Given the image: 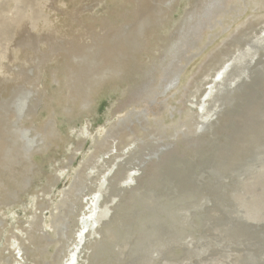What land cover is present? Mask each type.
<instances>
[{
  "label": "rangeland",
  "instance_id": "374dc122",
  "mask_svg": "<svg viewBox=\"0 0 264 264\" xmlns=\"http://www.w3.org/2000/svg\"><path fill=\"white\" fill-rule=\"evenodd\" d=\"M25 1L0 0V264H17L20 254L26 264L64 261L96 178L115 161L123 171L110 178V213L82 263L264 264V48L236 80L241 89L215 100L199 126L209 81L264 37V0ZM193 6L195 34L114 113ZM174 74L180 80L167 88ZM23 104L32 112L18 119ZM113 130L115 152L93 148ZM26 131L45 138L27 162ZM79 170L89 175L88 195L60 215L69 211L62 221L73 235L45 246L51 241L37 230L42 243L23 242L19 254L11 235L26 233L34 214L52 235L50 211ZM130 170L136 179L125 184Z\"/></svg>",
  "mask_w": 264,
  "mask_h": 264
},
{
  "label": "bare ground",
  "instance_id": "6f19581e",
  "mask_svg": "<svg viewBox=\"0 0 264 264\" xmlns=\"http://www.w3.org/2000/svg\"><path fill=\"white\" fill-rule=\"evenodd\" d=\"M200 2L201 1L198 0L197 2L194 3L197 6ZM196 6H193L194 8L189 9L188 12H186V14L184 15V17L180 20L179 25L174 29L175 31H173L175 35L171 33L170 37L173 35L172 37H174L173 38L174 40L166 39L167 43L166 45H163L161 47V53L159 57L157 59L152 60L151 62L152 66L150 65V67L145 70L146 76H143L144 79L143 84L140 87H137L133 92H131V94L127 99L120 101V104L116 107L117 109L114 113L122 112V110H124L125 107L128 106L131 102H135L136 100H138L142 96L143 92H145L148 89L152 79L153 78L155 79V76L153 74L157 71L156 69L157 66L161 65L162 63L164 65V63L169 60L170 55H172L175 51H177L179 48L182 47L183 40L189 34L190 35L195 34L197 29L194 26V22L198 20V18L196 19V14H198L197 12L198 7ZM131 46L134 49L138 48L137 43L135 44L131 43ZM246 46L247 49H245L243 54L249 56V62L247 64H245L242 68L239 67L238 69L237 66L243 64L244 57L246 55L242 57L233 58L230 61L229 65L225 63L221 67V69H219L216 72V75L213 76L212 79L209 81L208 83L209 88L205 89L204 92V94L206 93V91L208 92L207 98L205 101L200 102L201 104H199V110L201 113L199 115V119L202 121L199 123V126L202 127V130L205 129L206 126L205 121H207L208 119L210 120V117L214 116L211 115L213 112L211 108L214 107L213 102L216 100L217 103H222V100L219 101V99L222 98L221 97L222 95L226 94L227 96H229L231 93H234L241 89L242 85L236 84L237 82L236 80H238L242 75H245V72H247V70H249L250 68L248 65L252 63L251 61H253V59L259 53V51L264 48V37H262L261 35L260 38H255L254 41L247 44ZM239 51L241 54L242 51L241 50ZM178 76L179 74H174V77L168 80L167 88L172 87L174 83L180 80ZM247 76L248 75L246 74L245 77ZM199 90H200V83L194 86V92L192 93V95L190 94V96L195 98ZM17 110H18L17 111L18 119H23L32 112L28 104L19 105ZM117 132L118 131L115 130L109 131L103 140H97L95 142L93 148L100 151H106V149H109L107 150L108 152H115L117 150V143H116ZM29 133L30 132L28 131L24 132L22 134V139H20V142H23V147H21L22 150L20 153L21 156L24 157L26 162L27 160H30L36 152L40 151V149L44 147V140H45V138H42L37 141V139L31 137ZM10 138H12L11 135ZM101 161L103 164L105 163L104 159ZM122 171H123V165H121V163L119 164V161H115L111 167H109L104 171V173H102L100 178H96L97 180L94 179L97 181L96 190L92 193V196L87 200V205L89 207L87 209L88 210L87 213L84 214V217L81 220L82 227L78 228V231L76 233L77 235L75 237V240L77 241L73 242V247L69 251L68 256L66 257V259L64 258V261H62L60 264H84L81 261L82 260L81 254L83 253V250L86 249L87 240L90 238L91 235H99L103 232L104 230L103 227L105 225L104 222L110 213V207L107 205L109 202L106 201L105 199L106 196H110L111 195L110 193L112 192L110 186V178L112 177V175L120 174ZM135 179H136V171L130 170L127 172L126 177L123 179V183L125 184L128 182L131 183L135 181ZM89 183H90L89 175H84L83 172L80 170L77 171L73 178L74 186L72 187V189L65 191L64 199L60 201V205L53 207V209H51L50 211L51 214V218L49 220L51 224L50 228L54 229L52 235L47 233V231L44 229V225L46 224L45 223L46 221H41L40 216L38 214H34L33 215L34 222L33 224H31L32 222L29 224L26 233L23 234L22 231L20 230V231H16L18 236L14 234L11 235V240L14 243L13 246H15V248L14 247L13 248L15 250H18V253L20 254L22 252L21 244L23 242L28 241L30 244L42 243L40 242L41 237L39 235H36V238L33 236L37 230H40L41 233L44 234L45 239H50L51 243L49 244L44 243L45 246H51L60 243L61 236H66V237L72 236L73 233H70L69 231L68 233H66L65 231V229L68 230V227L65 226L66 220L64 219V221H62L63 218H66V216H68L69 211L65 210L66 213H63L64 216L63 215L60 216V215L64 211V209L68 208V204H70L74 200H77L78 195L82 197H86L88 195V194H84V192L88 190ZM249 192L251 194V190ZM11 196L13 197V195ZM42 201H44L43 198ZM53 236H57L58 241L56 242L52 241ZM13 260L17 264H26V259L25 257H23V254H20L19 260L16 258H14ZM152 260L153 258L150 257L149 261L151 262Z\"/></svg>",
  "mask_w": 264,
  "mask_h": 264
}]
</instances>
